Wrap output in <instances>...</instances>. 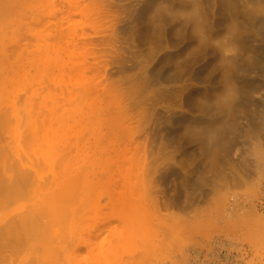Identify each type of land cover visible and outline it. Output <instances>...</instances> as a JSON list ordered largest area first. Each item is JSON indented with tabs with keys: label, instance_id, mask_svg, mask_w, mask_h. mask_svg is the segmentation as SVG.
<instances>
[{
	"label": "rangeland",
	"instance_id": "374dc122",
	"mask_svg": "<svg viewBox=\"0 0 264 264\" xmlns=\"http://www.w3.org/2000/svg\"><path fill=\"white\" fill-rule=\"evenodd\" d=\"M263 22L264 0H0V228L37 219L6 264H264Z\"/></svg>",
	"mask_w": 264,
	"mask_h": 264
},
{
	"label": "bare ground",
	"instance_id": "6f19581e",
	"mask_svg": "<svg viewBox=\"0 0 264 264\" xmlns=\"http://www.w3.org/2000/svg\"><path fill=\"white\" fill-rule=\"evenodd\" d=\"M264 23V22H263ZM249 25V24H248ZM253 28V27H252ZM251 27H250V25H249V29H250V35L248 36V43H250L252 40H251V37H252V35H251V33H252V29ZM251 44L252 43H250V46H251ZM264 45V44H263ZM250 48H252V47H250ZM261 49H262V52H264L263 50V46H261L260 47ZM260 48H259V50H260ZM253 49V48H252ZM258 50V51H259ZM247 51L249 52V51H251V49L250 50H248L247 49ZM257 51V50H256ZM247 52V53H248ZM253 52V51H252ZM261 52V51H260ZM253 53H255V51L253 52ZM257 53V52H256ZM255 53V54H256ZM259 53V52H258ZM260 55H258L257 56V58L255 57V56H253V55H250V52H249V55L247 54V69H248V72L250 73L251 72V69L253 70V64H254V60L255 59H257V60H255V61H258L257 63H255V65L257 66L258 65V67L261 65L262 66V68H264V53H263V55H261V53H259ZM260 65H259V64ZM259 69H261L260 67H259ZM250 70V71H249ZM256 70H258L257 68H256ZM255 71V70H254ZM253 71V72H254ZM257 73L259 72V71H256ZM262 72H264L263 70H262ZM260 73V72H259ZM257 75V74H256ZM263 75V74H262ZM255 76V75H254ZM257 77V76H256ZM257 79V78H256ZM251 80V78L249 79V81ZM253 82H254V80H253ZM249 83V82H248ZM256 82H254V84H255ZM259 83V82H258ZM258 83L257 84H255V85H253V83L252 82H250L249 83V85H247V89H246V93H247V95L249 94H251L252 95V92H256V88H258L259 87V85H258ZM261 85H262V87L264 86L263 85V83H260ZM261 85H260V87H259V90H260V88H261ZM254 89H256L255 91H254ZM263 89V88H262ZM228 90H230V88L228 89ZM234 90V89H233ZM231 91V90H230ZM243 91V90H242ZM232 92V91H231ZM234 92V91H233ZM239 92V91H238ZM259 92V91H258ZM228 95H231V93L228 91V93H227ZM245 94V93H244ZM262 94H264V93H262ZM226 95V94H225ZM227 95V96H228ZM255 95V94H254ZM228 97H230V96H228ZM233 97H234V94H233ZM232 96H231V98H233ZM238 97V96H237ZM236 97V98H237ZM243 97V96H242ZM247 97V96H246ZM253 97V96H252ZM255 97V96H254ZM262 97H263V95H262ZM241 98V97H240ZM250 98V97H249ZM264 98V97H263ZM248 99V98H247ZM232 100V99H231ZM238 100V98L236 99V101ZM248 100H250V99H248ZM256 100V99H255ZM254 100V101H255ZM235 101V102H236ZM261 101H263L262 103H260ZM260 102H257V101H255V102H249V103H247L246 105H247V107L245 108V107H243V108H245L246 110V112H249L250 111V113H251V109H252V112L254 111L253 110V108H255L256 107V109H257V111H259V112H254V113H256V117H257V121H258V118L260 119V118H263L264 117V99H262ZM238 102V101H237ZM245 102V101H244ZM247 102V101H246ZM232 104V103H231ZM233 104H235V103H233ZM237 104V103H236ZM239 104V103H238ZM234 106V105H233ZM241 106V105H240ZM252 106H253V108H252ZM241 111H242V107H241V109H240ZM230 112V111H229ZM238 112V111H237ZM241 113V112H240ZM250 113L248 114V115H250ZM245 114V113H244ZM240 115V114H239ZM251 115H252V113H251ZM234 116V115H233ZM233 116H231V117H233ZM253 116V115H252ZM254 116H255V114H254ZM240 117H241V115H240ZM246 117V116H245ZM251 117V116H250ZM249 116H248V118H246V119H249L250 118ZM255 117V118H256ZM251 119H253V118H251ZM238 121V120H237ZM255 121H256V119H255ZM256 121V122H257ZM260 121V120H259ZM233 122H235V121H233ZM240 122V121H239ZM254 122V121H253ZM229 123V122H228ZM258 123V122H257ZM248 124H249V122H248ZM252 124V123H251ZM261 124V123H260ZM227 126V125H226ZM253 126V125H252ZM263 127V126H262ZM258 128V127H257ZM261 128V127H260ZM234 129H235V127H234ZM255 129V128H254ZM226 130V129H225ZM259 130V129H258ZM235 131V130H234ZM176 132V131H175ZM246 133H248V132H246ZM251 134V133H250ZM253 134V133H252ZM254 135V134H253ZM223 136V135H222ZM247 136H249V134L247 135ZM244 137H246L245 135H244ZM252 137H254V136H252ZM246 138H250V136L249 137H246ZM251 140V139H250ZM229 141V140H228ZM227 141V142H228ZM225 144V143H224ZM227 144V143H226ZM207 145V144H206ZM220 145V144H219ZM208 146V145H207ZM221 146V145H220ZM226 146V145H225ZM209 147V146H208ZM253 148V147H252ZM255 149V148H254ZM252 150V149H251ZM29 173L26 171V170H23V169H21V170H19L18 171V177L17 178H21V179H29L30 177V175H28ZM201 182V181H200ZM200 185H201V183H200ZM155 189H156V187H155ZM192 203V199L188 202V203ZM185 203V202H184ZM154 204H155V210L157 211V212H159V204H158V202H157V198L155 199V201H154ZM185 204H187V203H185ZM181 207V206H180ZM2 219V218H1ZM37 219H36V213H30V214H28V215H25V216H19L18 217V219H14V220H12V221H4L5 223H3L4 224V226L3 225H1L2 227L0 228V264H2L3 262V260H4V262L5 261H7V256H5L6 254H5V251L7 252V250L6 249H8V248H10V246H11V244H12V242H13V240H15V239H17V237H18V234H17V232H18V230H19V228H26L27 226H31V225H33V224H36L37 223V221H36ZM12 240V241H11ZM10 245V246H9ZM9 246V247H8ZM4 256H5V258H6V260H5V258H4ZM2 262V263H1ZM4 264V263H3ZM5 264H6V262H5Z\"/></svg>",
	"mask_w": 264,
	"mask_h": 264
}]
</instances>
